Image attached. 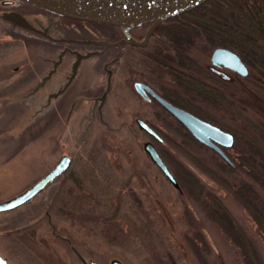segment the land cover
<instances>
[{"label":"rangeland","instance_id":"obj_1","mask_svg":"<svg viewBox=\"0 0 264 264\" xmlns=\"http://www.w3.org/2000/svg\"><path fill=\"white\" fill-rule=\"evenodd\" d=\"M9 12L0 10V201L31 186L63 154L72 161L30 200L0 211V254L11 264H83L78 253L101 264H111L114 257L123 264H245L220 224L182 187L173 171L182 164L205 190L220 195L264 258L256 224L216 176L233 184L247 180L263 197L264 187L246 167L222 168L224 159L216 151L180 133L178 122L159 102L142 99L133 87L134 80L146 81L233 132L235 141L224 150L235 160L239 153L260 157L253 151L262 147L264 153V75L258 68L249 64L248 76L225 67V78L216 74L209 68L211 54L222 45L197 37L187 51L194 65L183 72L206 89H188L152 61L150 50L163 44L153 35L146 46L123 48L102 109L99 105L95 112L92 105L69 99L79 84L90 85L91 74L102 73L93 66H86L54 104L47 103L39 99L43 89L34 88L53 68L41 55L55 57L61 48L42 42L34 29L18 26ZM136 117L147 121L161 140L140 128ZM147 140L169 164L177 187L144 150ZM197 227L207 247L194 238Z\"/></svg>","mask_w":264,"mask_h":264},{"label":"trees","instance_id":"obj_2","mask_svg":"<svg viewBox=\"0 0 264 264\" xmlns=\"http://www.w3.org/2000/svg\"><path fill=\"white\" fill-rule=\"evenodd\" d=\"M154 35L159 37L160 46L153 47L149 55L152 61L169 73L178 85L196 89H206L205 84L188 78L183 72L186 67H193L192 59L186 53L197 37L210 45H222L237 51L250 65L258 68L264 75V0H206L198 6L168 18L157 25ZM192 86V87H191ZM209 89V88H207ZM184 107V104L177 103ZM189 106V105H188ZM192 112L194 110L190 109ZM171 117V114L167 112ZM177 121L176 129L196 142L193 134ZM169 123V122H168ZM248 144H252L248 142ZM260 157L254 152L251 156L239 153V159L230 156L235 165L225 160L221 167L233 170L236 164L246 167L247 171L264 187V153L257 147ZM242 155L243 158H242ZM174 173L193 199L197 200L207 215L216 220L238 249L245 264H264V258L242 225L231 213L227 204L212 188L205 190L203 182L187 167L180 164L174 167ZM247 210L264 241V197L254 185L241 179L237 184L221 176H216ZM194 238L198 244L207 247V241L201 228L197 227ZM206 243V244H205ZM190 245L197 249V243L190 239Z\"/></svg>","mask_w":264,"mask_h":264},{"label":"water","instance_id":"obj_3","mask_svg":"<svg viewBox=\"0 0 264 264\" xmlns=\"http://www.w3.org/2000/svg\"><path fill=\"white\" fill-rule=\"evenodd\" d=\"M40 9L59 15L73 17L82 20H92L120 25L124 28L126 36L134 43L145 45L148 37L155 27L162 21L184 13L206 0H21ZM21 26L34 29L19 13L7 14ZM150 24L149 30L142 41L132 38L129 30L133 27ZM35 30V29H34ZM222 65L240 75L247 76L250 73L249 66L241 56L233 49L225 46H217L211 54L210 68L225 78L226 73L215 66ZM76 65L73 68L75 72ZM137 90L142 96L148 98L147 91L165 107L177 120H179L201 143L211 147L226 162L234 165L233 161L223 147L231 146L235 141L233 132L223 129L217 124L204 119L195 113L185 109L159 94L151 86L141 80L135 82ZM137 125L146 130L154 138L161 140L159 133L142 117H136ZM144 150L151 160L159 167L164 175L177 187L178 181L169 164L161 155L155 144L147 140L144 142ZM71 164V156L63 154L54 167L47 171L40 179L18 194L0 201V211H7L30 200L38 194L58 175L62 174ZM83 264H101L95 259L87 260L78 253ZM111 264H123L120 259L114 257ZM0 264H11L6 257L0 254Z\"/></svg>","mask_w":264,"mask_h":264},{"label":"flooded vegetation","instance_id":"obj_4","mask_svg":"<svg viewBox=\"0 0 264 264\" xmlns=\"http://www.w3.org/2000/svg\"><path fill=\"white\" fill-rule=\"evenodd\" d=\"M0 7V10H9L10 14L19 13L22 16H30L31 18H29V20L32 22L28 23L35 29V32H37L36 37H40L39 39L44 43L59 45L61 48L55 57L41 55L42 60L53 62V68L51 67L52 69L48 70L50 74L42 76L41 79H37L35 82L34 88L40 87L39 90L43 89V93H40V100L42 99L44 102H51L54 104V99L57 97L61 98V94L68 89L70 83L81 74V71L84 70L86 66L89 68L92 66L95 68H102V73L99 74L97 73L99 71H97L95 74L89 76L87 82L90 83V85L79 84L74 90L70 91V93L72 92L71 97H68L71 99V102L78 105H92L93 108H95V112L97 111L96 107L99 105L102 109L103 105L108 104V94L112 88L113 77L116 73L115 64L120 60L123 54L122 52L124 51L123 48L125 46H132L134 48L146 46L150 42V38L154 35L155 31L154 29L150 34L145 45H139L132 42L126 36L124 28L120 25L59 15L27 4L21 0H0ZM149 27L150 24L133 27L129 30V34L132 38L142 41ZM108 28L111 29L109 34ZM52 30L56 33H53ZM186 51H188V49ZM246 64L249 66L247 62ZM75 65L76 69L73 73ZM66 66L67 69L65 70L64 67ZM215 67L224 69L222 65H216ZM250 74L251 70L248 75ZM55 77L56 79L54 80ZM187 77L189 78L191 76ZM136 81L137 80L133 81V87L142 99L148 101L151 99L156 100L148 91V98L142 96L135 86ZM144 82L169 101L175 104L178 103L165 93L159 92L148 82ZM102 85L103 89H101ZM98 88L101 90L97 92ZM91 115H93L92 112Z\"/></svg>","mask_w":264,"mask_h":264}]
</instances>
